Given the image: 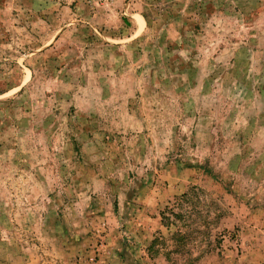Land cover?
Segmentation results:
<instances>
[{"label":"rangeland","instance_id":"rangeland-1","mask_svg":"<svg viewBox=\"0 0 264 264\" xmlns=\"http://www.w3.org/2000/svg\"><path fill=\"white\" fill-rule=\"evenodd\" d=\"M0 264H264V0H0Z\"/></svg>","mask_w":264,"mask_h":264}]
</instances>
